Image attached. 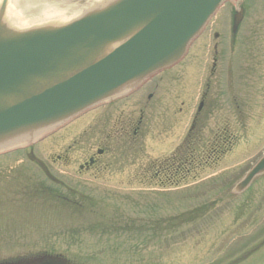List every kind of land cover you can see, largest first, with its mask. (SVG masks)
Here are the masks:
<instances>
[{
	"label": "water",
	"instance_id": "1",
	"mask_svg": "<svg viewBox=\"0 0 264 264\" xmlns=\"http://www.w3.org/2000/svg\"><path fill=\"white\" fill-rule=\"evenodd\" d=\"M223 1L120 0L61 29L18 33L0 26V144L61 122L170 65ZM263 172L264 158L239 188ZM21 264L68 263L41 257Z\"/></svg>",
	"mask_w": 264,
	"mask_h": 264
},
{
	"label": "rangeland",
	"instance_id": "2",
	"mask_svg": "<svg viewBox=\"0 0 264 264\" xmlns=\"http://www.w3.org/2000/svg\"><path fill=\"white\" fill-rule=\"evenodd\" d=\"M254 1L255 0H248V4H252ZM38 2H40V0H38ZM256 2L258 6H256V8L254 7L253 10L250 11L248 17L249 21H247L246 23L244 33L246 34L247 32L248 34L249 32V35L258 37L257 39L259 40L261 53L264 56V1L257 0ZM67 4H70L71 6H77L74 2H69ZM70 5L61 7L58 3H54L53 5H49V12L40 13H43L45 16L57 17L59 15L65 14V12H68V10L66 9H73L69 8ZM26 9L29 10L28 7H26ZM26 9H23L25 10L24 13H26ZM35 16L36 15H34V17ZM24 17L25 16H19L21 20H23ZM227 20V7L223 6L209 22L207 28L204 30L200 37V39H205L204 41L206 42V48H208V39L211 42V39H213V35L217 28H223L224 39H230L229 28H227V25L224 26L225 23L227 24ZM193 49L194 48L191 47L187 58L186 60H184L182 65L183 71L188 73V77L189 71L193 67ZM206 61V57L201 61L202 63L199 66L200 68H202L200 70V76L203 75V69L206 66ZM166 84H168L167 91H169L170 85L173 84L170 82ZM201 91L202 89H200V87H197L196 90L193 91L194 95L192 94V98L190 100L191 110L193 109ZM136 99L137 97L132 98V101L126 103L124 106H120L121 108H124L123 110H119L118 112L112 110L111 114L113 116L111 118L108 116L105 117V119L109 120V127L110 125H112V123H114L113 120L118 116H121L124 119H131L136 117L138 108L135 104H133V101H135ZM105 110H101L100 113L103 112L104 114H107ZM174 110L175 109L169 110V108L166 107L164 110H159L160 112H158L157 114L156 111L153 112L157 117L150 119V122H152L151 133L149 135L144 134L139 141V143L142 144L139 147H142V152L139 153V159H141V161L147 163V161L162 160L172 151V142L167 139L166 134L163 131V127L167 126L169 121L167 118H169L173 114ZM97 114L98 112L89 115L88 118L84 121V124H87L86 127L78 129L73 134L68 133L69 131H71V128L60 130L55 129V131L53 132V136L50 139H43L38 143V145H35V153L37 154L39 159L44 163H47L50 158H53V156L62 153L64 148L70 145H75V142L101 139L102 118L97 116ZM239 114L240 116L242 115L240 119L243 122L242 124L246 126L249 136L247 135V138L243 140L235 153H232L228 157V159H225V161L221 165H219V170L232 168L241 170L246 164L249 166V164L264 151V103L262 102L259 107L254 105L249 109L248 106H241ZM252 116H256V118H253ZM154 121L157 125L160 124V127L162 128L161 131L155 125ZM183 121L185 122L187 121V119L184 118ZM32 143L33 142H31L30 144ZM91 145L92 142L86 143L85 147L89 148L91 147ZM124 146L125 145H123L122 147ZM14 159L20 158L18 156H10V163L14 162V164H12L11 166H15L17 168L19 167V169H21L22 171L26 170V167L28 165L27 163L20 164L21 161H14ZM126 163L127 161L124 162V164ZM117 165L120 166L119 163ZM30 166L31 167H28V171L24 179L27 183L37 182L38 184L51 185V182H49L43 176H39L41 175V173L35 167H32V165ZM128 166L129 161L125 167L118 168V171L114 173L104 174L103 177L99 180H94L91 177H84V179H77L80 181H76L73 179L71 181H64L72 184H82L83 182L85 185H87V190L90 189V191H95L98 196L105 198V200H108L112 193L120 196L139 193L140 188L136 186H130L133 183V178L136 177L139 170H135L137 166ZM61 170L63 169L59 170L62 174H57L54 172L50 173L55 176H61L64 174V172ZM67 173L70 176L72 172L67 170ZM205 177L206 175L202 178ZM197 190L198 189L192 190L188 194H194L197 192ZM143 191L145 193L146 190ZM256 193L257 190L254 191V195ZM151 194L155 196H149V198L147 197L146 200L142 202L143 204L135 203L136 206L141 209L143 205L146 206L152 203L153 206H157L158 209L163 208L164 212L166 213L163 215H165L166 217L175 216L178 215L175 213L179 211L183 213L205 204H210L212 209L209 214L203 217V220H201L199 223H197L196 225L184 227L175 238H172L168 240V242H163L162 244H160L158 247L159 251L148 252L146 261L151 259L152 261L159 264H208L213 260H220L229 255L231 248H233L235 245H239L236 248L238 250L237 254L235 255L236 257L239 254V251L242 249V244L246 241L245 246L249 245L254 237L258 234L261 226L264 224V222L262 221L259 224L254 225V214H252V212L249 210L243 209L245 214L242 215L239 214L240 212H237L238 206H240V203L244 200L243 198L235 199L236 201L233 200L218 204L215 209H213L212 203L215 200V196L212 194H197L193 197V199L188 200L179 198L187 194L171 196L169 199L153 193ZM41 210V208H33L26 212L23 208V205L12 208L13 216L10 226L22 227L28 234H34L36 230L34 218L42 212ZM135 221L139 220L136 219ZM42 227L43 230H48L51 228L50 224L47 225L45 222L42 223ZM47 232V236H45L43 233H37V236L33 237V239H30V242L26 241V238L18 237V239H20L18 243L23 246H14V248H11L9 250H1L0 262L5 261L6 259L19 258L22 256L38 253L40 251L48 250V247H46L45 244L48 246H52L53 242L47 237L59 236L60 232L51 230H48ZM121 242L122 241H111L114 246L120 245ZM62 244L65 245L64 242H62ZM107 246L108 244L106 242L100 243L98 242L97 238L93 237L89 238L86 251L88 252V254L93 255L94 251L103 252L107 248ZM10 247H13V244L10 245L9 248ZM96 262L100 264H111L110 260L103 254L97 256ZM252 264H254V262Z\"/></svg>",
	"mask_w": 264,
	"mask_h": 264
},
{
	"label": "flooded vegetation",
	"instance_id": "3",
	"mask_svg": "<svg viewBox=\"0 0 264 264\" xmlns=\"http://www.w3.org/2000/svg\"><path fill=\"white\" fill-rule=\"evenodd\" d=\"M148 98L151 99L152 96H149ZM146 108H147V106H146ZM145 112L149 113V109H148V112H147V110L142 111V113H145ZM143 118L144 117L141 116L137 123H135V122L129 123V125L126 129V132H125V137H129L130 132H132V136H133L132 140L136 139V137L138 136V134L142 128L141 126L143 123ZM179 128H180V123L178 122V120H176L174 127L172 128V133L171 132L167 133V135L170 136L172 134H176L179 136V139L181 140V135L177 134V130ZM101 148H102L101 146L96 148L97 149L96 155L93 154L92 150L88 152L86 159L83 161V164L81 165V167H83V171L90 172L93 170V168L97 167L98 165H100L102 163H103V165H107L110 162V155L107 157L106 149L105 148L101 149ZM105 157H106V159H105ZM102 159H105V160L103 162H101ZM91 160H93L92 164H90Z\"/></svg>",
	"mask_w": 264,
	"mask_h": 264
},
{
	"label": "bare ground",
	"instance_id": "4",
	"mask_svg": "<svg viewBox=\"0 0 264 264\" xmlns=\"http://www.w3.org/2000/svg\"><path fill=\"white\" fill-rule=\"evenodd\" d=\"M72 11L70 10V12L69 13H66L65 12V14H63V15H61V16H59V17H55V18H68L69 16H70V13H71ZM9 15H12V18H14V17H16V14H15V12L14 11H10V14ZM10 19H11V17H10Z\"/></svg>",
	"mask_w": 264,
	"mask_h": 264
}]
</instances>
